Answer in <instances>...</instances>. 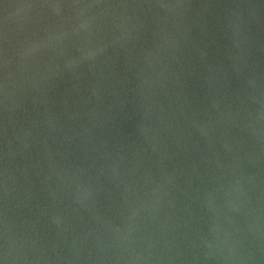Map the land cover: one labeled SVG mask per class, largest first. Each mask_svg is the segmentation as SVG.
Instances as JSON below:
<instances>
[{
    "label": "water",
    "instance_id": "obj_1",
    "mask_svg": "<svg viewBox=\"0 0 264 264\" xmlns=\"http://www.w3.org/2000/svg\"><path fill=\"white\" fill-rule=\"evenodd\" d=\"M0 264H264V0H0Z\"/></svg>",
    "mask_w": 264,
    "mask_h": 264
}]
</instances>
